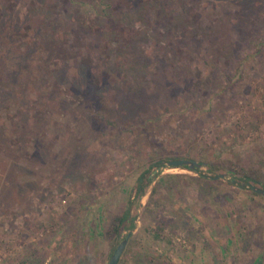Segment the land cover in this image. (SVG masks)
I'll list each match as a JSON object with an SVG mask.
<instances>
[{"label":"rangeland","instance_id":"obj_1","mask_svg":"<svg viewBox=\"0 0 264 264\" xmlns=\"http://www.w3.org/2000/svg\"><path fill=\"white\" fill-rule=\"evenodd\" d=\"M247 183L264 0H0V264H264Z\"/></svg>","mask_w":264,"mask_h":264},{"label":"water","instance_id":"obj_2","mask_svg":"<svg viewBox=\"0 0 264 264\" xmlns=\"http://www.w3.org/2000/svg\"><path fill=\"white\" fill-rule=\"evenodd\" d=\"M167 165L169 166H186L190 169L193 168H198L201 166V163L193 158H189V157H174V158H170L164 161ZM160 167V165H157L155 169H158ZM223 175L222 173H219L215 176H221ZM210 177H214V176H210ZM247 185H249L255 192L257 193H262L264 192V186L263 187H258L255 186L253 184H249L247 183ZM129 232H127L125 234L124 237H122L117 244L115 245V247L112 249V251L110 252L108 259L106 261V264H116L120 253L122 252L125 242H126V237L128 236Z\"/></svg>","mask_w":264,"mask_h":264},{"label":"trees","instance_id":"obj_3","mask_svg":"<svg viewBox=\"0 0 264 264\" xmlns=\"http://www.w3.org/2000/svg\"><path fill=\"white\" fill-rule=\"evenodd\" d=\"M214 164L216 165V163L214 162L208 163V168H211ZM182 166L186 167L184 165ZM193 169L196 170L197 168H193ZM147 173H148V167L140 171L136 177L135 188H136L137 197H139L144 192V188L148 185L149 181L151 180V178L147 176ZM215 175H217V173ZM241 175L244 176L243 178H252L248 174L243 173ZM263 186L264 184L259 185V187H263ZM124 225H127L128 227H132L133 225L130 222V220L127 219L126 210L123 211L121 214L114 216L113 221L110 225L109 231H111L112 233H118L120 228H122Z\"/></svg>","mask_w":264,"mask_h":264}]
</instances>
